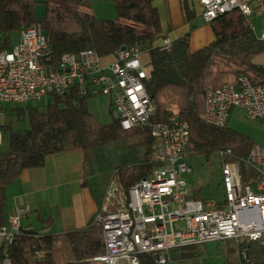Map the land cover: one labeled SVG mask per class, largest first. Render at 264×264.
<instances>
[{
    "label": "trees",
    "instance_id": "1",
    "mask_svg": "<svg viewBox=\"0 0 264 264\" xmlns=\"http://www.w3.org/2000/svg\"><path fill=\"white\" fill-rule=\"evenodd\" d=\"M153 1L113 0L117 18L105 19L96 16L91 0H46L45 12L38 21L36 0H0V50L11 48L16 42L13 34L36 21L40 22L55 59L87 48L107 58L123 46L138 45L148 55L150 76L146 88L155 105L150 122H168L178 115L191 127L188 153L209 155L232 148L238 156L246 157L253 141L231 129L229 122L217 127L204 120L205 92L209 87L235 82L243 74L255 83L264 82V63L255 62L257 56L264 54V39L255 34L250 21L236 9L209 22L215 39L193 49L191 33L197 16L188 0H182L191 29L174 40L171 50H162L157 46L163 37L161 18ZM52 98L45 110L41 106L11 108V115L17 120L28 119L29 126L24 130H13L10 123L2 128L7 147L0 148V224L8 220V186L27 169L44 166L49 155L80 149L91 160L94 152L121 143L126 150L136 152L131 154L134 160L111 174L126 188L155 165L151 161L155 138L149 125L126 130L118 117L109 124L101 123L88 108L89 97L81 96L77 88ZM202 245L185 246L172 255L184 261L200 257L205 246ZM39 249L46 251L42 261L35 258ZM239 249L247 255L242 261L264 264V246L244 242ZM104 250L103 230L96 222L58 233L42 230L30 234L23 230L9 247L13 264H102L90 258ZM140 264L156 263L151 253H143Z\"/></svg>",
    "mask_w": 264,
    "mask_h": 264
},
{
    "label": "built area",
    "instance_id": "2",
    "mask_svg": "<svg viewBox=\"0 0 264 264\" xmlns=\"http://www.w3.org/2000/svg\"><path fill=\"white\" fill-rule=\"evenodd\" d=\"M200 2L206 22L236 9L250 21L264 11V0ZM257 36L264 39V32ZM173 43L174 39L163 36L157 46L169 51ZM149 76L145 52L138 45L121 48L109 58L87 48L55 59L38 21L23 27L11 48L0 50V104L36 102L77 88L84 97L110 96L124 129L151 128L155 165L129 188L114 174L110 176L94 217L102 227L105 250L90 260L140 264V255L151 253L156 264H167L173 251L190 245L232 239L264 246V147L255 143L246 157L232 148L219 150L223 196H198L187 178L193 171L185 160L190 124L178 115L168 122H150L155 105L146 88ZM236 107L264 123V82L255 83L243 74L235 82L207 88L203 118L225 127ZM24 214L11 215L0 224V264H13L9 247L23 232ZM242 253L247 257L245 250ZM35 258L44 260L46 251H35Z\"/></svg>",
    "mask_w": 264,
    "mask_h": 264
},
{
    "label": "rangeland",
    "instance_id": "3",
    "mask_svg": "<svg viewBox=\"0 0 264 264\" xmlns=\"http://www.w3.org/2000/svg\"><path fill=\"white\" fill-rule=\"evenodd\" d=\"M46 0H36L35 13L39 21L45 12ZM92 10L99 18L115 19L117 18V11L113 0H91ZM199 17V16H198ZM199 20L204 21L203 16ZM249 21V20H248ZM251 24L257 35L264 32V11H258L251 19ZM14 41H18L19 33L13 34ZM256 63H264V54L255 58ZM52 96H45L42 100L30 102L25 104L1 103L0 104V125H2L0 132V148L7 147V142L4 143L5 137L2 132L4 125L10 123L13 130H24L29 126L27 118L17 120L11 115V108L14 106H41L43 110L46 109L47 104L52 102ZM111 98L107 95H93L89 97L87 105L89 110L96 116V118L103 124H109L117 117L116 113L111 112ZM229 127L246 135L254 143L260 144L264 147V123L259 119H250L246 112L239 107H236L229 119ZM81 153L82 164L85 173L88 177L85 184L86 196L92 198L99 203L103 200L105 192L104 187L107 186L109 176L120 165L134 160L131 154H136L133 151L123 148L121 143L109 145L93 153L91 160L87 159V155L80 149L76 150ZM131 158V159H130ZM189 166L192 167V172L187 175L189 183L194 190L198 192V196L202 198L213 197L222 198L223 188L221 185V159L217 152L206 154H186L185 158ZM85 175V176H86ZM91 176V177H90ZM90 177V178H89ZM106 189V188H105ZM8 198V197H7ZM102 198V199H101ZM7 212V208L5 209ZM7 214V213H6ZM57 229L53 226L51 231L55 232ZM205 245V246H204ZM239 245L237 241L232 239L221 242H209L203 244L204 251L200 257L184 261L180 258H172L167 264H254V261H242Z\"/></svg>",
    "mask_w": 264,
    "mask_h": 264
},
{
    "label": "crops",
    "instance_id": "4",
    "mask_svg": "<svg viewBox=\"0 0 264 264\" xmlns=\"http://www.w3.org/2000/svg\"><path fill=\"white\" fill-rule=\"evenodd\" d=\"M188 2L197 16L193 21L191 47L198 49L213 41L215 34L209 22L199 20L203 16L200 0ZM153 4L159 10L161 36L175 40L191 29V24L185 20L182 0H154ZM145 59L148 60L147 54ZM78 152L72 150L49 155L44 166L27 169L11 183L7 188V218L22 212L29 216L37 214L45 224L43 233L83 228L94 222L102 200L96 203L91 195H84L88 177ZM53 226L57 229L55 232L51 231Z\"/></svg>",
    "mask_w": 264,
    "mask_h": 264
},
{
    "label": "water",
    "instance_id": "5",
    "mask_svg": "<svg viewBox=\"0 0 264 264\" xmlns=\"http://www.w3.org/2000/svg\"><path fill=\"white\" fill-rule=\"evenodd\" d=\"M126 46H123L124 50ZM22 228L26 233L35 234L39 231H42L45 228V224L42 223L37 214L31 216L24 214L21 219Z\"/></svg>",
    "mask_w": 264,
    "mask_h": 264
}]
</instances>
